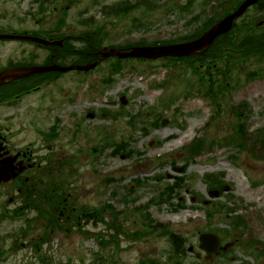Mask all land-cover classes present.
I'll use <instances>...</instances> for the list:
<instances>
[{"label": "rangeland", "instance_id": "rangeland-1", "mask_svg": "<svg viewBox=\"0 0 264 264\" xmlns=\"http://www.w3.org/2000/svg\"><path fill=\"white\" fill-rule=\"evenodd\" d=\"M185 1L187 0H176L171 14L164 11V3L156 4L158 7L152 14L144 15L141 12H135L145 22L149 20V27L146 28L134 29L133 20L127 16L109 18L107 23H104V20L100 21L98 26H105L104 30L108 32V36L102 44L118 45L140 39L169 40L184 36L195 29V25L188 27L187 22L192 14L198 12V8L195 7L193 13L179 16L180 12L179 9L176 10V7ZM200 2L201 0L197 1V6ZM9 3L11 7H14L15 0H10ZM61 4H65V2H59L57 5L61 6ZM92 6L93 0H79L69 11L68 25L78 28L76 20L81 18L79 12ZM15 7L16 11L24 13V10L30 7V0H16ZM97 8L94 6V10ZM94 10L90 9V11ZM6 20L14 26L19 24L16 19ZM48 23L49 21H46V25ZM30 25L28 24V26ZM46 25L42 24L43 27H47ZM33 28L37 27L33 25ZM92 28L96 29L95 26ZM9 47L14 48L15 44L3 47V55L12 51ZM37 52L39 60H42L46 52L40 50ZM14 53L7 54L13 56ZM0 57L2 58V56ZM108 62L109 65L118 64L111 60ZM108 64L104 63L103 66L100 65L90 72L82 85L80 83L81 75L74 73L58 82H67L68 84L70 78L74 83V87L67 92L68 97H74V102L65 101L63 98V107H66L67 113L84 117L86 111L93 108L98 114L102 112L104 116L100 117L99 115L85 121L84 132L90 133L92 136L85 137L80 131L74 145L76 149L85 148L88 150L97 141L101 145H110L116 141L130 140L131 135L133 138L132 143L127 147L128 155H113L115 147L112 146L104 148L102 154L96 152V164H93L95 159H92V156L88 154L81 157L80 178L77 181L81 186L77 187L76 191L82 198L78 205L92 208L110 203L118 211L127 207V212H133L135 207L157 198L159 191L165 185L173 183L174 178L180 174L174 169V166H183L184 181L180 190L181 196H176L173 200L175 204L179 202L183 206L177 207V204L172 207L164 202L152 205L148 210L155 220L168 224L173 232L191 239L195 238L199 230H208L206 228L230 230V222L234 216L242 215L245 217L246 225L239 227L243 232L241 240L253 239L255 245H261L260 242L264 244V161L253 156L249 157L248 151H240L232 146L214 145L212 151L206 152L185 166V154L182 149L184 145L199 135L202 138L207 137L221 142L223 137L234 133L235 123H244L247 137L250 142L254 141L257 130L264 127V61L258 64L252 60V63L249 62L248 67L243 70L239 67L240 61L236 62L237 68H232L229 75L232 76L229 86L233 87V91L226 97H223L222 93L220 94L219 101L224 112L221 111L220 116L214 120L210 127H205L204 124L211 115L215 114L216 110L219 111L217 107L211 106L213 105L211 100L197 97V93L194 95V92L188 99H182L188 95L186 90L193 79L192 72L187 68L176 64L166 70L157 66V63H153L155 65L151 67V63L136 59L128 60L124 64L130 70L126 72L124 69V73L116 75L115 81L111 85L104 81L107 78ZM218 66L222 70L226 69L222 63ZM131 67H136V70ZM248 72L249 74L257 72L259 75L249 80L247 79ZM213 73L216 79L222 80L223 76L218 74V70H213ZM195 81H197L196 76ZM44 90L53 89L44 88ZM54 94L59 95L58 90L54 91ZM123 96L128 100L126 109L130 110L122 107L121 98ZM241 102H247L248 105H241L237 110L231 112V105ZM46 104L58 107L56 102L50 104L47 100ZM164 109L168 111H163ZM147 110V119L154 118L158 112L163 111L168 122L165 126L161 125L157 128L152 127L149 123L140 124L148 126L147 133L135 130V128L132 130V122L128 120L131 118V111L135 115L140 112L145 113ZM90 114L91 112L87 113L86 118ZM70 125L71 123L68 124V127H71ZM170 135H173L174 138L169 139ZM92 137L95 138L93 141L90 140ZM255 146L258 150L260 144L257 143ZM137 151L142 152V155H139ZM232 153L237 154V160L230 158ZM172 159L176 160V164L173 166L170 164ZM161 160H165V163L158 166L157 163ZM92 170L95 171V174L92 173ZM208 173H213L226 182L227 189L221 196L212 198L210 195V190L207 188L209 184L203 177ZM221 173L223 175H220ZM109 177L115 182L108 184L106 179ZM136 178H140L144 183L138 184L134 181ZM254 180L259 182L255 183ZM128 185L131 190L127 197L133 198V202L128 201L125 205L121 198L125 195L124 191H128ZM133 187L134 190H132ZM113 191L117 192L116 196L113 195ZM193 192L197 193L195 201L192 199ZM9 195L11 194H6L5 200ZM180 198L181 200H179ZM212 201L213 203H211ZM205 203L208 204L206 207L216 204V213L211 217L208 216L210 208H206ZM228 207H234L235 210L226 212L225 209ZM105 213V221L82 220L79 224L74 223L68 226L75 225L68 231H66V227H55L50 232L53 223L47 220L45 214L40 215L38 211L33 210L31 215L36 218V223H33L32 231L24 234V231L20 229L23 226L22 222L7 223L4 228L0 227V233L8 234L18 231L16 239L6 237L4 242V247L7 248L6 259L1 260L0 264H44L42 258L46 259L45 264H68V261H72L71 264H95L94 260L98 254L108 257L102 264H136L138 260L147 257L164 256L165 239L152 236L139 240H127L124 229L127 230L128 224L134 222L139 228V215L142 212L131 213L128 217L130 220L116 218L108 211ZM115 236L121 238V245L131 243L130 249L119 247V251L114 254V249L115 251L116 248L118 249L113 243ZM236 236L237 231L231 235L233 238ZM15 241H18V246L12 249ZM241 248V246L236 248L235 254L238 257L232 264H241L240 258H243L242 253H244Z\"/></svg>", "mask_w": 264, "mask_h": 264}, {"label": "flooded vegetation", "instance_id": "flooded-vegetation-1", "mask_svg": "<svg viewBox=\"0 0 264 264\" xmlns=\"http://www.w3.org/2000/svg\"><path fill=\"white\" fill-rule=\"evenodd\" d=\"M64 13L66 14L65 21H67L69 14L67 12ZM57 19L60 20V18ZM65 25L47 31L50 33L66 30L68 32H76L78 29L75 26ZM39 33L42 36L52 38V36L46 35L48 33L44 31H40ZM76 36L72 34L67 37ZM67 37L63 38L64 46L62 48L58 45L50 47V57L46 58L50 63H58L60 60L67 58L65 52L67 53L72 50L69 48L70 44ZM19 49L20 47L13 48L9 53L18 52V58L23 61L36 55L34 50L33 56L21 55ZM21 52L23 53V50ZM81 52L84 53V51ZM25 54H32V52L26 50ZM0 56H2V58L0 57V70L13 63L27 64V62L22 61H11L9 54L3 55L2 45H0ZM47 76L50 75H42L39 78L36 75L30 76L0 88V175L3 178V181L0 183V190H4L5 192L7 188L10 190L12 188L17 195L23 194L25 201L28 198H32L33 190L37 189V186L33 185V172L36 173L38 160L41 158L38 154L37 143L33 140V137L35 140L38 136L47 141L58 140L56 150L55 147L46 145L45 149H47L48 153L46 157L56 160H68L71 156L61 139L66 134H71L73 137L79 134L78 131L71 133L68 131V124L71 123L69 119L71 117L67 113L66 107H63L64 97L60 93V89H57L59 95L54 94L56 90H50L43 97L33 101V95L40 91V86L45 83L44 81L47 79ZM40 80H44L42 84H39ZM48 80L54 81V84L58 81V79H54L52 76ZM51 96L58 103V107L42 104L50 99ZM72 122L73 126L77 128L79 121L73 119ZM72 158H77L75 152L72 154ZM0 193L2 192L0 191ZM9 201L10 204H15L12 198ZM24 207L28 208L29 205L26 203L23 206H15L13 212L17 211V209L22 210ZM223 245H225V241L221 239V246L217 252L210 255L207 253L202 255V257L205 256L203 264H225L226 255L224 252L226 251L221 249ZM186 264H195V261L193 263L188 261ZM245 264L248 263L245 262Z\"/></svg>", "mask_w": 264, "mask_h": 264}, {"label": "water", "instance_id": "water-1", "mask_svg": "<svg viewBox=\"0 0 264 264\" xmlns=\"http://www.w3.org/2000/svg\"><path fill=\"white\" fill-rule=\"evenodd\" d=\"M257 0H246L239 10L231 16H228L221 23L212 28L209 32L204 34L200 39L188 42L179 45H172L167 47H135L131 52L120 54L118 50H112L111 53L118 54L122 57L134 56V57H145V58H159L165 56H184L192 55L198 52L201 48L208 47L212 41L221 33L228 31L233 23L235 17L241 15L244 10L251 4L255 3ZM33 40L41 41L49 45L48 42L38 39L31 38ZM97 63H94L89 66H70V67H61V66H49V67H32L29 69H11L0 73V85L6 81L17 79L27 74L40 73L50 70H60L63 72L69 71L71 69H90L94 67ZM202 240H205V237H201Z\"/></svg>", "mask_w": 264, "mask_h": 264}, {"label": "trees", "instance_id": "trees-1", "mask_svg": "<svg viewBox=\"0 0 264 264\" xmlns=\"http://www.w3.org/2000/svg\"><path fill=\"white\" fill-rule=\"evenodd\" d=\"M235 47V46H234ZM214 51H217L216 49H211L210 52H214ZM238 133L242 136V132L241 131H238ZM235 141V137L233 136H229L228 138H224V143L225 144H232V142ZM213 143H215V141H212L210 144H209V148H211L213 146ZM262 144H263V151L262 153L260 154L261 155V158L264 159V139L262 140ZM242 146H245L246 144L245 143H242L241 144ZM201 146H198L197 144H193L192 147L190 148V151L192 153V155H195V156H198L201 154V152L203 151L204 149V145L200 148ZM260 158V157H259Z\"/></svg>", "mask_w": 264, "mask_h": 264}]
</instances>
